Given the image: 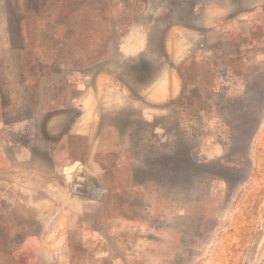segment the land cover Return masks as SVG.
Masks as SVG:
<instances>
[{"label":"rangeland","instance_id":"obj_1","mask_svg":"<svg viewBox=\"0 0 264 264\" xmlns=\"http://www.w3.org/2000/svg\"><path fill=\"white\" fill-rule=\"evenodd\" d=\"M0 264H264V0H0Z\"/></svg>","mask_w":264,"mask_h":264}]
</instances>
